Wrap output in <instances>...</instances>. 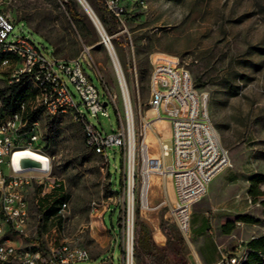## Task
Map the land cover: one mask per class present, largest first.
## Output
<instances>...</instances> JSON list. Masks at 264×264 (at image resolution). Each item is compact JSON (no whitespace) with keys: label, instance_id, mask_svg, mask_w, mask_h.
Segmentation results:
<instances>
[{"label":"rangeland","instance_id":"374dc122","mask_svg":"<svg viewBox=\"0 0 264 264\" xmlns=\"http://www.w3.org/2000/svg\"><path fill=\"white\" fill-rule=\"evenodd\" d=\"M100 1L88 0L94 11ZM75 2L83 16L80 21L69 18L60 0H15L0 6L14 22L12 39L29 36L58 58H79L84 73L99 92L100 102L108 103V118L90 117L83 105L81 112L100 132H117L120 127L110 96L123 112L120 79L101 35ZM124 2V24H119L115 32L104 29L132 107L131 180L127 149L107 147L106 162L86 145L82 127L72 115L50 116L42 110L35 119L37 124L30 128L38 135L32 148L52 158L51 174L62 190L56 187L51 194H61L67 208L59 217H49L45 214L49 202L42 200L41 190L34 185L27 193L28 235L16 240L24 244L36 241L51 246L63 242L79 245L92 257L83 264H97L111 257L110 243L115 234H120L129 188L134 224L138 212L152 238L166 241L163 227L176 225L164 202H171L173 196L164 182L166 178L155 174L159 180L143 184L141 162L144 143L150 140V149L158 150L156 135L167 147L171 146L165 124L153 126L154 133L146 135L142 125L143 117L155 113L148 104L150 58L155 52H163L176 56L190 72L194 87L207 95L211 122L229 157V178L215 188L217 180L193 208V222H203L202 235L197 246L192 249L185 243L186 248L191 254L193 250L196 264H227L228 256L246 254L249 245L264 236V205L247 193L249 179L264 174V0H145L143 8ZM68 86L79 99L69 81ZM4 87L1 80L0 88ZM27 140L26 134L18 137L22 146ZM164 162L166 166L172 163L170 151ZM143 185L147 197L151 195L149 186L155 191L153 200L150 198L145 205L141 204ZM92 202L98 204L95 213H91ZM120 240L119 237V243ZM121 251L118 244L113 264H121Z\"/></svg>","mask_w":264,"mask_h":264},{"label":"built area","instance_id":"2783aa9c","mask_svg":"<svg viewBox=\"0 0 264 264\" xmlns=\"http://www.w3.org/2000/svg\"><path fill=\"white\" fill-rule=\"evenodd\" d=\"M12 1L15 0H0V5ZM104 1L123 25L122 16L127 12L124 0ZM126 1L141 8L146 5L145 0ZM13 32L14 22L0 6V82L2 80L4 88L18 85V95L12 100L10 108L4 107L0 97V264H83L91 261L92 257L82 246L67 242L54 246L36 241L24 244L16 240H23L28 235V190L35 185L41 190V197H44L59 186L51 174L52 158L41 149L32 148L38 141L35 129L22 130L28 122L29 113L38 108L50 116L70 114L81 125L86 145L108 162L107 147L117 146L120 151L127 149L128 154L130 152L129 121L133 130L132 111L129 115L123 100L124 110L121 112L109 95L120 130L100 132L81 112L80 106H85L92 118H108V103L100 102L99 92L84 73L79 58H58L29 36L12 39ZM86 64L93 67L89 61ZM150 64L148 104L155 113L142 118L143 134L154 133V122L166 120L170 126L171 146L167 147L161 136L156 135L158 155H151L149 144H143V184L151 174L171 179L174 201L164 203L185 243L193 249L202 235L203 225V222H193V208L207 193L211 183L224 173L229 163L228 152L222 147L211 122L207 95L194 87L190 72L179 59L171 54L155 52L151 55ZM68 81L74 86L79 99L71 91ZM36 124L34 121L31 126ZM23 134L28 135L24 146L18 142V137ZM20 149L36 152L40 158L33 161L37 165L23 166L22 162L27 158H19L15 165L13 157ZM168 151L171 152L172 163L166 166L164 158ZM141 195V204L144 205L143 189ZM97 207L98 204L92 202L91 213H95ZM66 208L64 201L58 214H62ZM133 210V197L131 210L127 198L120 234L113 232L116 236L110 243L111 257L103 258L97 264H113V252L118 244L122 246L121 264H135ZM193 254L192 250L194 257ZM246 255L228 256L227 264H242ZM194 261L196 264L197 260Z\"/></svg>","mask_w":264,"mask_h":264},{"label":"trees","instance_id":"16d2710c","mask_svg":"<svg viewBox=\"0 0 264 264\" xmlns=\"http://www.w3.org/2000/svg\"><path fill=\"white\" fill-rule=\"evenodd\" d=\"M64 5L69 18L72 21L82 20V15L78 11L75 0H60ZM95 12L101 21L103 27H107L108 32H115L120 24L118 18L107 8L104 0L98 2ZM17 86L12 85L0 90V97L4 107L10 108L11 102L17 97ZM42 110L40 108L32 111L28 115V122L22 131L30 129L32 122ZM121 183L119 179V184ZM264 174H255L249 179L248 195L253 199H260V203L264 205ZM57 190H62L59 183ZM48 199L47 196L42 197L43 201L48 200L45 205L47 209L45 214L49 217H59L58 211L60 205L65 201L64 197L59 194ZM40 209V207H39ZM135 230H134V256L138 264H195L192 254L187 250L185 240L176 226L169 228L163 227L165 231L166 241L164 245L157 244L151 236L149 226L138 218L136 212ZM242 264H264V236L260 237L256 242L249 245L246 259Z\"/></svg>","mask_w":264,"mask_h":264},{"label":"bare ground","instance_id":"6f19581e","mask_svg":"<svg viewBox=\"0 0 264 264\" xmlns=\"http://www.w3.org/2000/svg\"><path fill=\"white\" fill-rule=\"evenodd\" d=\"M79 4V6L84 10V12L89 16V18L91 19H94L95 22H97L96 20V16L97 14L95 13L93 7L91 6V4L88 2V0H76ZM98 17V16H97ZM98 24V22H97ZM99 25V24H98ZM104 28V27H103ZM103 32V30H101ZM110 47V51H111V54L113 56V59H114V62L116 64V68L118 70V67H117V60H116V56H114L115 54L113 53V50H112V47ZM119 73V71H118ZM119 79H120V82L122 84V87H123V90H122V96H123V100L125 101V104H126V107H127V111H128V114L130 115L131 111H132V107H131V104H130V101H129V96H128V93H127V89L125 87V84L122 83V80H121V76L119 74ZM159 122V121H158ZM155 123V122H154ZM161 125V124H160ZM129 132H130V152H129V178L131 180V176H132V173H133V169H134V153H133V136H132V129H131V121H129ZM38 154H36V152L32 151V150H28V149H20L18 150L14 157H13V162L14 164L16 165L19 158H27V160H30V161H33L35 158H40L37 156ZM35 162V161H33ZM33 162L31 164H33ZM229 165V164H228ZM227 165V166H228ZM146 180H149L147 178H145V181ZM144 181V182H145ZM128 202H129V208L131 210V207H132V196H131V190H129V195H128ZM148 202V198H147V189H146V192L144 194V185H143V204L145 205L146 203Z\"/></svg>","mask_w":264,"mask_h":264},{"label":"crops","instance_id":"0c3cea01","mask_svg":"<svg viewBox=\"0 0 264 264\" xmlns=\"http://www.w3.org/2000/svg\"><path fill=\"white\" fill-rule=\"evenodd\" d=\"M166 125V127H167V130H168V134L170 135V126H169V123H168V121H166V120H162V121H157V122H155L154 124H153V126H159V125ZM150 147H151V142H150V140H149V150H150V154L151 155H158V150L157 149H155L154 147H152L151 149H150ZM229 176H230V174H229V171H227L226 169H225V171H224V173L221 175V176H219V178H217V179H215L212 183H211V187H212V185L217 181L218 183L216 184V186H215V188L219 185V184H221L222 182H224L226 179H228L229 178ZM150 179H152V180H159V177L158 176H156L155 174H151L150 175V177H149V180ZM170 179V178H169ZM168 179V177H166V179L164 180V182H166L167 183V185L169 186V191L172 193V198L170 199L168 196H167V194L165 193V195H166V197L168 198V200L170 199L171 200V202H173L174 201V192H173V186H172V181H171V179L169 180ZM149 190H151V195L149 196L148 195V202H149V200H150V198H151V200H153V197H154V189H151V187L149 186V188H148V191ZM171 202H169V203H171ZM105 212H103V214H104ZM104 217V216H103ZM101 220H102V222H103V218H101ZM155 241V240H154ZM156 242V241H155ZM164 242H165V238H163V240L162 241H157L156 243L157 244H159V245H162V244H164ZM193 257V256H192ZM193 260H195L194 259V257H193ZM195 262V261H194Z\"/></svg>","mask_w":264,"mask_h":264},{"label":"water","instance_id":"95a60500","mask_svg":"<svg viewBox=\"0 0 264 264\" xmlns=\"http://www.w3.org/2000/svg\"><path fill=\"white\" fill-rule=\"evenodd\" d=\"M91 20H92L94 26L96 27V29L98 30L99 34L101 35L102 41L105 43V46H106V48H107V50L109 52V55H110V57H111V59H112V61L114 63V66L116 68V64L114 62L113 56H112L111 51H110V48H109V45L112 46V44H111V42H110V40H109V38H108V36L106 34L105 29L103 28V25H102L101 21L99 20V18L97 16H96V20H97V22H98L99 25L97 24V22H95L94 19L91 18ZM101 30H103V32ZM112 50H113V53L115 54V51L113 49V46H112ZM116 60H117V57H116ZM117 63H118V60H117ZM116 71L118 73L117 68H116ZM118 76H119V73H118ZM104 105H106V103H104ZM32 162L33 161H30V160L25 159V160H23L22 165L23 166H35V165H37L36 162H33V164H31Z\"/></svg>","mask_w":264,"mask_h":264}]
</instances>
